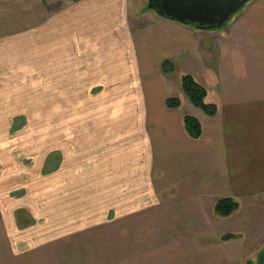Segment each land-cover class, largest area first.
<instances>
[{"label": "crops", "instance_id": "obj_1", "mask_svg": "<svg viewBox=\"0 0 264 264\" xmlns=\"http://www.w3.org/2000/svg\"><path fill=\"white\" fill-rule=\"evenodd\" d=\"M164 61L205 85L218 113L205 114L186 96L167 107L174 71L165 79ZM94 87L146 90L130 104L116 101L133 122L131 133L117 135L115 161L118 173L127 168L118 180L132 181L134 218L142 192L152 196L159 185L190 214L234 198L240 207L218 218V233L236 234L234 243L264 240V0L210 30L161 17L147 0H0V90ZM186 114L200 121L198 139L184 130ZM12 181L0 180V264H70L71 239L16 225ZM259 199L261 210L252 212Z\"/></svg>", "mask_w": 264, "mask_h": 264}, {"label": "rangeland", "instance_id": "obj_2", "mask_svg": "<svg viewBox=\"0 0 264 264\" xmlns=\"http://www.w3.org/2000/svg\"><path fill=\"white\" fill-rule=\"evenodd\" d=\"M160 72L169 79L170 73ZM184 74L181 66L171 74L169 97H185ZM141 91L0 90V180H13L14 206H20L16 225L37 228L52 240L71 239L77 247L70 264H246L262 251L264 259V240L223 241L214 210L182 211L167 202L170 193L157 180H148L158 185L156 193L142 192L140 218H134L132 181L118 180L127 168L118 173L115 160L117 135L133 130L122 105ZM261 206L256 202L252 212Z\"/></svg>", "mask_w": 264, "mask_h": 264}, {"label": "trees", "instance_id": "obj_3", "mask_svg": "<svg viewBox=\"0 0 264 264\" xmlns=\"http://www.w3.org/2000/svg\"><path fill=\"white\" fill-rule=\"evenodd\" d=\"M161 69L164 73H172L175 67L173 66L172 62L164 61L161 65ZM181 87L183 94L205 114L213 116L218 113V104L209 100L208 88L200 83L194 76L191 74H184L181 77ZM165 104L169 108H177L181 105V100L178 97H169L166 99ZM183 126L186 134L190 138L198 139L201 136V124L195 116L186 114L183 117ZM239 207V202L234 198H219L214 204V213L219 217L226 218L238 211ZM236 238L237 235L233 233H225L221 236L223 241L234 240ZM246 264H264L263 251L258 253L255 260H247Z\"/></svg>", "mask_w": 264, "mask_h": 264}, {"label": "water", "instance_id": "obj_4", "mask_svg": "<svg viewBox=\"0 0 264 264\" xmlns=\"http://www.w3.org/2000/svg\"><path fill=\"white\" fill-rule=\"evenodd\" d=\"M250 0H147L159 16L204 30L217 29L231 20Z\"/></svg>", "mask_w": 264, "mask_h": 264}]
</instances>
